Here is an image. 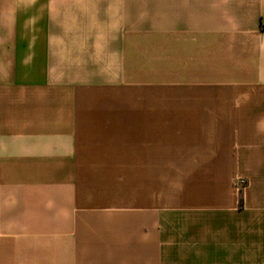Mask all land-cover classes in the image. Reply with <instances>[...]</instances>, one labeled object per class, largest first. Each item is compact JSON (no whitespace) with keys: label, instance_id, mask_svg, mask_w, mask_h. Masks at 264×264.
Masks as SVG:
<instances>
[{"label":"crops","instance_id":"0c3cea01","mask_svg":"<svg viewBox=\"0 0 264 264\" xmlns=\"http://www.w3.org/2000/svg\"><path fill=\"white\" fill-rule=\"evenodd\" d=\"M0 264H264V0H0Z\"/></svg>","mask_w":264,"mask_h":264},{"label":"trees","instance_id":"16d2710c","mask_svg":"<svg viewBox=\"0 0 264 264\" xmlns=\"http://www.w3.org/2000/svg\"><path fill=\"white\" fill-rule=\"evenodd\" d=\"M244 186V183H243ZM243 203V191L242 188L239 190V205L242 206Z\"/></svg>","mask_w":264,"mask_h":264},{"label":"built area","instance_id":"2783aa9c","mask_svg":"<svg viewBox=\"0 0 264 264\" xmlns=\"http://www.w3.org/2000/svg\"><path fill=\"white\" fill-rule=\"evenodd\" d=\"M243 181L242 180H238L236 181V187L240 190L241 188H243Z\"/></svg>","mask_w":264,"mask_h":264}]
</instances>
